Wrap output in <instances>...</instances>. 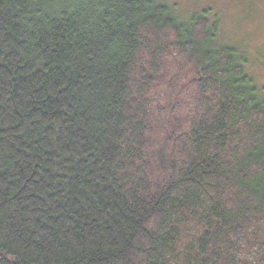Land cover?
<instances>
[{
    "label": "trees",
    "instance_id": "trees-1",
    "mask_svg": "<svg viewBox=\"0 0 264 264\" xmlns=\"http://www.w3.org/2000/svg\"><path fill=\"white\" fill-rule=\"evenodd\" d=\"M220 22L0 0V264H264V93Z\"/></svg>",
    "mask_w": 264,
    "mask_h": 264
},
{
    "label": "rangeland",
    "instance_id": "rangeland-1",
    "mask_svg": "<svg viewBox=\"0 0 264 264\" xmlns=\"http://www.w3.org/2000/svg\"><path fill=\"white\" fill-rule=\"evenodd\" d=\"M181 9L219 10L220 39L247 53V71L264 93V0H167Z\"/></svg>",
    "mask_w": 264,
    "mask_h": 264
}]
</instances>
